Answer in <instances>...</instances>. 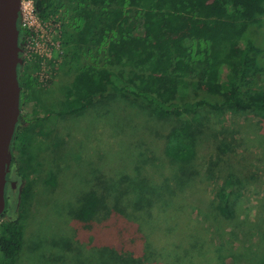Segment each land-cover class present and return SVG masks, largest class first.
I'll return each mask as SVG.
<instances>
[{"label":"trees","instance_id":"trees-1","mask_svg":"<svg viewBox=\"0 0 264 264\" xmlns=\"http://www.w3.org/2000/svg\"><path fill=\"white\" fill-rule=\"evenodd\" d=\"M32 1L41 21L55 16L61 20L65 54L60 68L70 75L64 91L43 96L56 106L37 98L42 93L35 74L40 62L23 59L18 66L21 110L32 101V118L34 109L46 112L39 124L44 135L55 131L61 117L67 120L85 112L94 101L112 100L107 99L111 89L124 97L139 98L154 116L174 121L164 153L180 164V174L175 175L178 185L185 169L188 178L193 174L190 166L196 160L199 137L205 127H211V117L206 114L250 111L264 121V88L257 82L264 70V0ZM18 22L24 50L34 31ZM22 118L26 119L23 114ZM26 138L34 146V135L26 134ZM227 141L220 146L224 152L230 146ZM63 143L57 140L55 145ZM23 152L28 158L23 164L19 161L25 182L18 213L10 220L0 217V253L2 261L11 264L24 243L23 227L38 182L48 176V182L55 185V171L41 175L36 168L35 149L26 144ZM134 169L135 176H98L94 189L68 202L71 218L91 232L101 222L102 234L108 238L101 237L102 243L111 241L113 247H100L99 264H264V220L254 225L239 216L231 177L220 186L215 200L218 215L234 222L237 229V252L226 251L228 240L218 241L205 224L180 234L174 228L175 235L183 233L178 238L165 237L171 226L160 230L162 238L151 236L155 232L151 229L144 231L142 227L153 218L152 209L159 213L172 207L174 191L167 184L155 185L145 167L135 165ZM166 221L169 223L168 216Z\"/></svg>","mask_w":264,"mask_h":264},{"label":"rangeland","instance_id":"rangeland-1","mask_svg":"<svg viewBox=\"0 0 264 264\" xmlns=\"http://www.w3.org/2000/svg\"><path fill=\"white\" fill-rule=\"evenodd\" d=\"M23 1L20 2L18 21L34 34L27 38L21 59L40 62L35 74L42 93L37 98L42 103L46 101L58 106L46 96L64 91L70 76L60 68L61 57L65 54L61 20H56L55 16L37 22L30 18L27 13L30 8H25L27 2ZM261 59L264 64V57ZM102 65L101 59L97 66ZM259 76L257 82L264 88V70ZM110 93L107 99L112 100L94 101L92 107L81 114L69 116L67 120L61 117L55 131L49 135H38L39 124L47 117L44 110L34 109L35 118H32V101L26 102L21 110L26 119L20 122L17 145L23 132L34 135L37 144L46 152V160H53L48 164V172L51 170L56 174L55 185L48 182V176L38 182L32 207H27L24 243L12 264H99L100 247L112 246L111 241L102 243L101 222L97 221L95 231L91 232L71 218L68 202L72 197H80L94 189L99 184L98 176L101 179L116 173L135 176V165L149 170L155 185L167 184L174 191L172 207L159 213L157 208L152 209L153 218L142 227L144 231L151 229L155 231L151 236L162 238L160 230L171 226V232L165 233V237L178 238L183 235H178L181 231L205 224L209 231H214L218 241L228 240L226 251L237 252V229L234 222L218 215L215 199L220 186L231 177L235 182L233 200H236L239 216L254 225L264 220V121L250 111L206 114L211 117V127H205L199 137L196 160L190 166L193 174L188 178L189 172L185 169L183 179L176 185L175 175L180 174V164L164 153L165 138L174 121L154 116L139 98L124 97L114 89ZM57 140L65 144L55 145ZM224 140L230 145L226 152L220 148ZM30 145L32 147V143H28ZM17 213L16 210L14 216ZM165 215L169 223L165 222ZM174 228L179 230L177 235ZM103 239L107 240V235ZM3 258L0 253V263L11 264L8 260L2 261Z\"/></svg>","mask_w":264,"mask_h":264},{"label":"water","instance_id":"water-1","mask_svg":"<svg viewBox=\"0 0 264 264\" xmlns=\"http://www.w3.org/2000/svg\"><path fill=\"white\" fill-rule=\"evenodd\" d=\"M21 0H0V217L6 208L12 143L19 124L22 88L19 7Z\"/></svg>","mask_w":264,"mask_h":264},{"label":"flooded vegetation","instance_id":"flooded-vegetation-1","mask_svg":"<svg viewBox=\"0 0 264 264\" xmlns=\"http://www.w3.org/2000/svg\"><path fill=\"white\" fill-rule=\"evenodd\" d=\"M24 120V118L21 119V121ZM24 131V130H22ZM21 131V133H22ZM38 135L42 136L43 135V129L39 128L38 130ZM27 132H23V134L19 137V143L15 145V147L12 144V163H11V168L10 172L8 174V183H7V191H6V208L5 211L3 212V216L1 220L7 219L10 220L12 216H14V212L18 209L19 206V201L21 198V190L24 185V178L22 175L23 169H21V165L24 163V159H27V155H25V152H23V148L27 142L26 138ZM37 140L35 139V144L32 146L33 149H35V155L37 159L35 160V166L36 168L38 167V170L40 171L41 175L45 173L47 168L49 167L48 164H52L53 160H46V152L43 150L42 145H39V147H36ZM40 143H42L39 140ZM27 149V147H26ZM29 149V148H28ZM26 151V150H25ZM39 158V159H38ZM44 159V160H43ZM20 161V164H19ZM56 161H54L55 163ZM52 167V166H51Z\"/></svg>","mask_w":264,"mask_h":264},{"label":"built area","instance_id":"built-area-1","mask_svg":"<svg viewBox=\"0 0 264 264\" xmlns=\"http://www.w3.org/2000/svg\"><path fill=\"white\" fill-rule=\"evenodd\" d=\"M24 1L27 2V3H25L26 4L25 8H27V7L30 8L29 12H27L29 14L30 18H32V19H34L35 21L38 22L40 19L38 18V16L35 13L34 6H33V1L32 0H24Z\"/></svg>","mask_w":264,"mask_h":264}]
</instances>
